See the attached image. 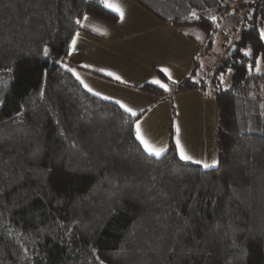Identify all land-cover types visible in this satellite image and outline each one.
<instances>
[{
    "label": "trees",
    "instance_id": "1",
    "mask_svg": "<svg viewBox=\"0 0 264 264\" xmlns=\"http://www.w3.org/2000/svg\"><path fill=\"white\" fill-rule=\"evenodd\" d=\"M132 1L210 44L231 24L218 164L149 154L67 70L77 20L117 21L103 0H0V264H264V0Z\"/></svg>",
    "mask_w": 264,
    "mask_h": 264
},
{
    "label": "crops",
    "instance_id": "2",
    "mask_svg": "<svg viewBox=\"0 0 264 264\" xmlns=\"http://www.w3.org/2000/svg\"><path fill=\"white\" fill-rule=\"evenodd\" d=\"M106 3H112L117 7H132L133 9L138 8L139 19L141 21L140 27H144L142 32H130L127 34L128 29L125 26L121 25V18L119 12L115 11L114 8H109L106 6ZM103 6L118 15V19L114 23L106 22L97 17L86 15L88 19L85 20L84 17L80 20L79 28L75 32L73 39L77 41L75 49L79 50L78 54H73V50L71 54L67 58L68 64L72 67L74 74L77 77V73L79 75V80L85 86L88 85V88L92 89V93H99L98 96L103 97L108 100H112L119 105L122 103L120 99L114 98L115 96H110L111 94H118L120 90H124L121 87H118L116 84H124L129 85L134 90H137L138 83H145L144 90L140 89L139 92L145 95H141L145 100H129V107L133 110L139 118L136 122L137 124L142 125L143 132L140 133L146 140L151 143L158 144L165 151L168 149L170 140L172 139L176 145L177 137L173 138L170 134V138L167 140L162 137L161 141H158V138H155V134L152 132L154 129L158 127H166L171 120V108L169 101L163 102V98H172L174 100V106L177 104V96L180 94H187L190 92H197L202 97L199 98V106L203 101L207 100L209 97L206 93V85L205 83H200L201 86L193 88V89H185L187 93H177L176 89L172 88H164L159 83H155L152 80L150 73H158L159 76L164 77L166 79V83H171V73L167 70L161 69L163 65L172 63V72L173 69L179 67L177 61H171V55L168 49H164L163 56L159 57L160 51L156 54V49L151 52L149 49H145V55H138L132 52L131 46L134 45L129 41V39H135L141 34H150L156 33L157 38L161 41L168 37L176 42L175 51H183L187 50L185 54V64L188 62V53L191 52L192 57V69L189 68L190 74L195 72V68L198 66V61L195 58L194 46L196 43L193 36H190L188 33L183 32V27H196L193 25L182 26L175 25L172 22H164L159 19L155 14L147 10L144 6L132 1V0H103ZM135 7V8H134ZM136 25V22L134 23ZM77 33L79 34L77 36ZM141 33V34H138ZM168 33V34H167ZM72 39V40H73ZM129 41L131 44H127ZM72 46V44H71ZM191 46V48H190ZM136 47V46H135ZM134 48V47H133ZM140 48V47H137ZM136 49V48H134ZM172 50V49H171ZM189 50V51H188ZM154 52V53H153ZM153 55L156 54V57L153 58ZM133 55L132 57H128V55ZM181 62V61H180ZM180 64V63H179ZM187 64L185 65V67ZM194 69V70H193ZM197 70V69H196ZM77 72V73H76ZM112 73L113 75H108V73ZM119 76L120 79L117 80L116 77ZM129 81V82H128ZM131 81V82H130ZM116 82V83H115ZM175 82V81H174ZM197 82V81H196ZM129 83V84H128ZM175 84V83H174ZM142 85V84H141ZM150 86L157 90H149L146 87ZM160 85V86H159ZM172 85V84H171ZM204 85V86H203ZM86 88V87H85ZM87 88V89H88ZM103 89V90H101ZM121 91V92H122ZM117 92V93H115ZM126 93V92H125ZM127 94V93H126ZM138 94V93H137ZM149 94V95H148ZM121 96V95H120ZM196 96V95H195ZM109 97V98H108ZM205 100H204V99ZM142 102L144 104H142ZM142 104V105H140ZM140 105V106H139ZM121 106V105H120ZM124 108V107H123ZM125 109V108H124ZM199 112L197 114L194 112L193 108L191 109L190 105H182V110L189 112L193 110L194 116L188 114V124L191 126V122H198L200 124H207L206 116L203 113V106L199 107ZM192 112V111H191ZM209 113V112H208ZM207 113V116H208ZM196 117V118H195ZM193 118V119H192ZM214 118V113H213ZM219 118V117H218ZM187 121V120H186ZM145 126L149 128L146 132ZM151 127V128H150ZM195 127H198L195 125ZM194 128L192 131L190 128L186 129L183 133L182 138L180 139L181 145L184 147L186 154L192 156L195 153H206L208 155V148L204 149V145L206 144V133L202 130ZM137 130V129H136ZM212 133V126L210 128ZM140 141V139H139ZM141 142V141H140ZM159 146V145H158ZM157 146V148H158ZM218 147V145H217ZM178 154L179 148L177 147ZM214 158L208 157L207 163H212ZM196 160H200L205 162L203 158H198ZM202 165V164H201ZM211 165V164H210Z\"/></svg>",
    "mask_w": 264,
    "mask_h": 264
},
{
    "label": "rangeland",
    "instance_id": "3",
    "mask_svg": "<svg viewBox=\"0 0 264 264\" xmlns=\"http://www.w3.org/2000/svg\"><path fill=\"white\" fill-rule=\"evenodd\" d=\"M120 8L124 12V17L121 20V25L125 26L126 28H130V26L133 25L132 28L128 29L127 34H129L131 31L132 32H142L141 30H143L144 27H140L141 21L139 19L138 8L134 7L135 9H133L132 7H127V6H123ZM230 12L233 13V10H231ZM135 22H136V25H134ZM230 25L231 24L228 21L222 22L220 24L219 31L214 35L213 42L211 44L207 40V35L204 32H202L198 27H183L182 28L183 32L188 33L190 36H193L195 39L194 43L196 44L193 49L194 51L192 52L193 54L195 53V58H197L196 60L198 61L197 70L195 71L196 75L192 73L190 74V71H189V68L192 69L191 52L190 54L188 53L187 55L188 57H190V59L188 58V62H186L187 66L185 67L186 65L185 64V54L187 50L175 51L176 42L170 39L169 35L166 39L160 41L157 38V35H155L156 33L154 32L150 34L138 33L141 35H139L135 39L133 38L129 39V41L133 43L134 45H132L129 41H127V44L132 45L131 46L132 52L138 55H141V54L145 55V49H148V50L150 49L151 52L156 49V54L158 53V51H160V54H159V57H160V56H163L165 52L164 49L167 50L168 48H170L168 49L171 55L170 59L172 62H175V61L179 62L180 64L177 63L179 67L173 69L174 72H172V68H171L172 63H168V64L163 65L161 69L167 70L171 73V83H166L167 82L166 79L158 75L159 72L149 74L152 80L159 81V84H161V86L166 85V87L164 88H172L171 86H173L176 89L178 85L184 83L186 80H191L195 82L197 81L198 83H203V84L205 83L206 93L208 94L209 97L207 98V100L203 98L205 101L201 103V106H203V113L206 116L207 124H203L202 126V124H200L199 121L191 122V126L189 127V124L187 123L188 118H189L188 114L191 113V115L194 116L195 115L194 112L196 114L197 112H199L198 108L201 106H199L198 101H199V98H201L202 96L200 94H197V92L187 93V90L186 91L176 90L177 93H187V94H180V96H177L176 106H174V100L172 98H169V99L163 98V102L169 101L168 103H170V108L172 111L171 120L169 124L166 125V127L160 126L154 129L152 133L155 134L154 137L158 138V141L159 140L161 141L163 136H164V139L166 140L167 138L169 139L170 134L173 136V138L177 137L180 140L186 129L190 128L192 131L194 128H196L201 131L200 128L202 127V130L206 133V144H203V145H204V149L208 148V155H206L205 152L195 153V155H192L191 157L193 158V161H195L198 158H203V160H205V163H207L208 157H210L211 159L214 158L212 160V163H210L213 166H216L218 164L217 128H218V122H219L218 108H217V103H216V99L214 96H215V92L217 88L219 89V88H224L228 86L232 79L231 71H227L226 73L216 74L215 70L217 66L219 65L223 56L233 46L232 44H233V39L235 35H233ZM225 36H227V39L225 38ZM133 47L136 49H134ZM137 47H140V48H137ZM153 53H152V57L155 58L156 54L153 55ZM132 56L133 55L131 54L128 55V57H132ZM69 67L72 69L70 65ZM261 68L262 67H260V69ZM141 84L138 83L137 85L138 87H136L137 90H134V88H132L129 85H124V84L121 85L117 83L116 85L118 87H121L122 89H125V91L120 90L118 94H114V95L111 93H108V94L110 96H115L114 98L116 99H120L122 102L120 105H125L128 108H130L129 101L127 99L138 100V101L145 100V98H143L141 95L146 96V94H142L141 92H139L140 89L144 90L143 86L145 85V83H141ZM142 104L144 103L142 102ZM183 104L190 105L191 109L193 108L194 112L193 110H191L192 112L190 111V113L183 111L182 110ZM132 110H136V109L134 108ZM207 113H208V116H207ZM213 113H214V118H213ZM195 125L198 127H195ZM139 126H140V133H142L143 132L142 125L139 124ZM211 126H212V133L210 131ZM177 128H179V132H177ZM145 129H146V132L149 130L147 126H145ZM151 146L154 148H157L158 146L157 149L161 148L160 143L158 144L151 143ZM164 152L166 151H163V153Z\"/></svg>",
    "mask_w": 264,
    "mask_h": 264
},
{
    "label": "snow or ice",
    "instance_id": "4",
    "mask_svg": "<svg viewBox=\"0 0 264 264\" xmlns=\"http://www.w3.org/2000/svg\"><path fill=\"white\" fill-rule=\"evenodd\" d=\"M105 2H106V0H105ZM106 6L109 7V8H114L115 11L119 12V14H120V18L123 19V17H124V12H123V10H122L121 8L115 6V5L111 4V3H106ZM192 16H193V18H198V17H197V14L194 13V12L192 13ZM84 19L87 20L88 18H87V17H84ZM211 19H212L213 21H215V20H216V17L213 16V17H211ZM77 23H80V21L77 20ZM78 35H79V34L77 33V36H78ZM261 35L264 36V32H262ZM76 43H77V41H76L75 39H73V40H72V50H73V51H75ZM69 54H71V52H70ZM245 54H246V55H250V53H245ZM44 55H45V56H48V55H49V50H48L47 48L44 49ZM66 67H67V66H66ZM67 70H68V71H73V69H71V68H67ZM249 70H251V66H249ZM257 71H259V69H257ZM108 75L111 76V75H113V74L110 72V73H108ZM79 78H80V77H79V75L77 74V79H79ZM116 79L119 80L120 77L117 76ZM155 83H159V81H155ZM85 87L88 88V85L85 84ZM162 87H166V85H162ZM88 90H89V91H92L91 88H88ZM96 95H99V93H96ZM121 107H124V108H125V111L131 113V115H133V116L137 115V113H135L131 108H128V107L125 106V105H121ZM136 129H137V137H138V139H140L141 144L143 145V147L145 148V150H146L149 154H153V155H155V156H160V155L163 153V151H165V149H162V148L157 149V148H154V147H152V146L150 145L149 141L146 140V139L140 134V126H139V124L136 125ZM177 132H179V128H177ZM176 145H177V147L179 148V153H180V157H181V159H183V160H185V161H193V158H192L190 155L186 154L185 149H184V147L181 145L179 139H177V141H176ZM193 162H194V163H197V164H202L203 167L206 168V169L209 168V167H211V166H213V165H210V164L205 163V162L200 161V160H195V161H193ZM214 163H216V162H214Z\"/></svg>",
    "mask_w": 264,
    "mask_h": 264
},
{
    "label": "water",
    "instance_id": "5",
    "mask_svg": "<svg viewBox=\"0 0 264 264\" xmlns=\"http://www.w3.org/2000/svg\"><path fill=\"white\" fill-rule=\"evenodd\" d=\"M237 50V46L236 45H233L230 50L228 51L227 55L228 56H231L232 54H234Z\"/></svg>",
    "mask_w": 264,
    "mask_h": 264
},
{
    "label": "built area",
    "instance_id": "6",
    "mask_svg": "<svg viewBox=\"0 0 264 264\" xmlns=\"http://www.w3.org/2000/svg\"><path fill=\"white\" fill-rule=\"evenodd\" d=\"M78 53H79L78 49H75V51H73V54H78Z\"/></svg>",
    "mask_w": 264,
    "mask_h": 264
}]
</instances>
